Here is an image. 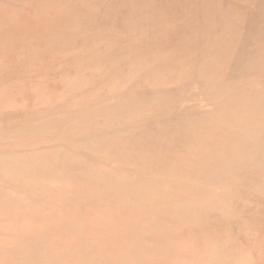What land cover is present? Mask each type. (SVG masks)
<instances>
[{
  "label": "rangeland",
  "instance_id": "rangeland-1",
  "mask_svg": "<svg viewBox=\"0 0 264 264\" xmlns=\"http://www.w3.org/2000/svg\"><path fill=\"white\" fill-rule=\"evenodd\" d=\"M0 162V264H264V0H0Z\"/></svg>",
  "mask_w": 264,
  "mask_h": 264
},
{
  "label": "bare ground",
  "instance_id": "bare-ground-1",
  "mask_svg": "<svg viewBox=\"0 0 264 264\" xmlns=\"http://www.w3.org/2000/svg\"><path fill=\"white\" fill-rule=\"evenodd\" d=\"M72 28H73V26H72ZM146 81V80H145ZM257 87H258V85H257ZM251 98L250 97H248V99L245 101V102H247V103H249V102H251ZM245 111V110H244ZM238 119V118H237ZM243 140V139H242ZM236 143V142H235ZM1 163V162H0ZM190 168V167H189ZM192 168V167H191ZM188 169V168H187ZM184 171H187V170H184ZM200 171V170H199ZM210 173V172H209ZM181 175V174H180ZM181 177V176H180ZM177 178H179V177H177ZM176 178V179H177ZM183 178H185V176L183 177ZM173 183V182H172ZM254 254V253H253ZM140 262V261H139Z\"/></svg>",
  "mask_w": 264,
  "mask_h": 264
}]
</instances>
